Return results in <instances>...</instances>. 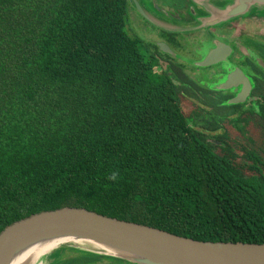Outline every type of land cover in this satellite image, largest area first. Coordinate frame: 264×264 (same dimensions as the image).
Segmentation results:
<instances>
[{
  "label": "trees",
  "instance_id": "16d2710c",
  "mask_svg": "<svg viewBox=\"0 0 264 264\" xmlns=\"http://www.w3.org/2000/svg\"><path fill=\"white\" fill-rule=\"evenodd\" d=\"M129 6L0 0V233L83 208L196 241L264 244V150L231 144L223 127L253 142L250 115L212 102L186 117L175 75L128 32ZM256 109L264 122V102ZM43 264L132 263L63 247Z\"/></svg>",
  "mask_w": 264,
  "mask_h": 264
},
{
  "label": "water",
  "instance_id": "95a60500",
  "mask_svg": "<svg viewBox=\"0 0 264 264\" xmlns=\"http://www.w3.org/2000/svg\"><path fill=\"white\" fill-rule=\"evenodd\" d=\"M195 23L168 31L192 32L215 28L250 16L252 8L264 13V0H185ZM138 13L150 21L139 0H131ZM201 9L206 18L197 10ZM197 20V21H196ZM165 53H172L164 44ZM224 48L218 44L202 66L226 61ZM222 55V56H221ZM239 70L228 76L220 89L239 85ZM250 88L229 100L228 105L243 104ZM80 246L97 248L109 257L132 264H264V244L202 242L177 236L156 228L107 217L83 208H61L32 215L9 225L0 233V264H17L43 253L39 264L59 248L80 250ZM87 252V251H86ZM93 253V252H91Z\"/></svg>",
  "mask_w": 264,
  "mask_h": 264
},
{
  "label": "flooded vegetation",
  "instance_id": "af4514ba",
  "mask_svg": "<svg viewBox=\"0 0 264 264\" xmlns=\"http://www.w3.org/2000/svg\"><path fill=\"white\" fill-rule=\"evenodd\" d=\"M139 3L150 19L148 21L143 18V21L146 22L145 28L140 27L139 30L144 37L142 48L148 56L157 61V70L160 74L175 75L174 83L181 90L180 100L182 98L187 99L198 108L212 102L225 105L242 90L250 88L246 101L240 104L243 106L239 112L246 111L249 115L257 116L252 112H256V107L264 102V67L261 64V62L264 64V34L263 36L248 33L236 34V30L232 28L231 23H228L222 27L211 29L209 34H216L217 39L214 42L211 39L212 46L205 45L206 38H209V35L203 32V29L188 32L185 35V32L180 34V32L160 28L167 27L171 30H177L195 23L190 5L185 0H139ZM130 4L137 11L131 0ZM197 12L200 15L204 14L201 9ZM250 15L249 19L255 18V21L261 20L264 24V13L252 12ZM196 33H200L197 44L198 53L195 54L199 57V60L191 55L193 46L189 40ZM160 44H164L172 53H164L159 47ZM218 44L224 48L223 54L225 53L224 57L228 63L220 61L216 64L202 66L201 63L206 61ZM250 54L256 55V58L261 61L252 60ZM183 59H190L194 67L203 68L217 65V70L213 74L222 81V84L226 82L230 73L239 70V85L229 90L216 88V84L202 86L201 82L196 80L197 68H183L181 66Z\"/></svg>",
  "mask_w": 264,
  "mask_h": 264
},
{
  "label": "rangeland",
  "instance_id": "374dc122",
  "mask_svg": "<svg viewBox=\"0 0 264 264\" xmlns=\"http://www.w3.org/2000/svg\"><path fill=\"white\" fill-rule=\"evenodd\" d=\"M197 5H195L194 11L197 10ZM253 13H256V11H259V9H255L252 8L251 10ZM251 16V15H250ZM248 16V17H250ZM207 16H205L204 14H201V16H199V18H206ZM248 17H245L246 19H238L235 20L233 22H230L232 25V28H234V30H236V34L239 33H248L250 35H260L263 36L264 34V24L262 23V21H255V18L253 19H249ZM196 19V18H195ZM194 19V22H195ZM143 17L138 13V11L133 9V6L131 7V4L129 6V13H128V23H127V30L130 34L135 33L138 37H140L142 39V41L144 40L143 35L141 34L140 27H144L145 28V24L146 22L143 21ZM197 21V20H196ZM228 24V23H226ZM225 24H222L220 26H216L215 28H219L222 27ZM211 29L212 28H204L203 32H206L209 35V38H206V42L205 45H210L212 46L211 43V39L213 40V42L217 39L216 34L213 33V35L209 34L211 33ZM214 29V28H213ZM194 32V31H192ZM184 33V32H180ZM188 32H185V35ZM199 36L200 33H196L192 36V39H189L190 42L192 43L193 49L192 51V56L196 59L199 60V57L196 56L195 54L198 53L197 49V44L199 42ZM209 39V40H208ZM252 58V60H256V61H261L259 58H256V55L250 54ZM229 61L233 62L232 60L229 59ZM182 64L181 66L183 68L186 69H190L189 67L192 68H197L196 70V80L200 81L202 86H205V84H207V86L209 85H214L216 84V88H220L222 81H220L219 78L215 77L213 72L217 70V65L211 66V67H194L192 65V61H190V59L186 60L183 59V61H181ZM224 63H228V61L224 62ZM234 63V62H233ZM232 63V64H233ZM262 66L264 67L263 62H261ZM234 65V64H233ZM230 66V65H228ZM198 74V75H197ZM221 83V84H220ZM215 88V87H213ZM181 108H182V112L186 117H191L192 112L195 110H198V106H195L193 103H191L190 101H188L187 99L182 98L181 99ZM231 106V105H229ZM203 114V113H202ZM206 119L211 118V116L209 115H204ZM250 121L247 124L246 130L248 132V136L251 137V139L253 140V142L248 141L244 136H242V134L238 131V129L233 125L230 124L227 121H224L223 123V127L225 129V131L227 132V135L229 137V141L232 144L234 141L241 143L243 145H246L248 147L251 148H255V149H263L264 150V122L261 121L260 118H258L257 116H253L250 115ZM195 129H199V127L196 126ZM211 135V134H208ZM215 140L213 138H210V143H215ZM218 151V150H217ZM79 250V249H78ZM80 251H87V252H93V253H98V254H102L104 253L102 250H99L97 248H86L84 246H80ZM41 264V263H40Z\"/></svg>",
  "mask_w": 264,
  "mask_h": 264
},
{
  "label": "bare ground",
  "instance_id": "6f19581e",
  "mask_svg": "<svg viewBox=\"0 0 264 264\" xmlns=\"http://www.w3.org/2000/svg\"><path fill=\"white\" fill-rule=\"evenodd\" d=\"M42 254H44V252L43 253H37L34 256H32L30 259L21 260L17 264H39V262H40V258L39 257Z\"/></svg>",
  "mask_w": 264,
  "mask_h": 264
}]
</instances>
